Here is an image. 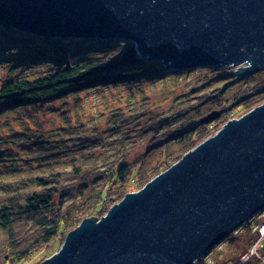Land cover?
<instances>
[{"label": "water", "instance_id": "95a60500", "mask_svg": "<svg viewBox=\"0 0 264 264\" xmlns=\"http://www.w3.org/2000/svg\"><path fill=\"white\" fill-rule=\"evenodd\" d=\"M0 26L128 41L170 70H264V0H0ZM218 113L201 119L209 122ZM264 208V102L233 118L39 264H193Z\"/></svg>", "mask_w": 264, "mask_h": 264}, {"label": "trees", "instance_id": "16d2710c", "mask_svg": "<svg viewBox=\"0 0 264 264\" xmlns=\"http://www.w3.org/2000/svg\"><path fill=\"white\" fill-rule=\"evenodd\" d=\"M0 50H9L10 56L3 61L8 75L0 84V119L66 95L128 84L142 77L169 76L163 75L168 70L165 65L146 61L128 41L66 35L45 38L0 26ZM222 74L205 75L196 85H187L186 98L172 105L177 112L171 109L161 118L168 122L176 114H195L192 109L204 102L205 94L211 97L213 108L221 106L222 116H226L228 106H248L254 101L248 99L253 95L250 92L230 99L210 96L208 91L216 85L223 93L222 88L229 84ZM220 78L224 81L220 82ZM149 110L144 99L140 104L128 101L125 108L107 115L102 128L93 125L94 120L75 125L64 120L62 126L46 133L32 131L27 121L19 122L18 129L8 121L0 125V264H22L68 221L83 215L99 218L108 203L119 199L126 186H132L133 176L147 182L160 164H165L177 150L192 148L212 124H200L188 131L184 128L166 138L168 143L161 147L151 145L148 154L135 159L134 166H126L122 161L130 151L127 135L138 128L133 125L129 131L130 125ZM157 123L149 128H155ZM2 129L7 130L5 136ZM157 150L163 153L160 157L155 155ZM94 207L96 210L90 211ZM243 264H256L255 256Z\"/></svg>", "mask_w": 264, "mask_h": 264}, {"label": "rangeland", "instance_id": "374dc122", "mask_svg": "<svg viewBox=\"0 0 264 264\" xmlns=\"http://www.w3.org/2000/svg\"><path fill=\"white\" fill-rule=\"evenodd\" d=\"M105 40L120 41L117 39ZM3 46L5 45L3 44ZM102 46L104 49L106 48L104 45ZM120 47H122V45ZM8 51L4 52L0 50V84L7 79L8 75L7 67L3 62L5 57H10ZM240 65L218 67L196 66L174 71L168 69V72L166 71V73L163 74L164 76L169 75L165 78H156L154 76L142 77L131 81L128 84H115L109 87L102 86L88 92H82L77 96L66 95L63 98L51 102L41 103L35 108H28L26 110H21L16 114H9L2 117L0 119V125H3L8 121L12 125V128L18 129L19 122L27 121V124L32 131L46 133L62 126L64 120L70 122L71 125L78 123L87 124L94 120L92 124L96 125V127L102 128L107 115L114 111V109L125 108L128 101L140 104V101L144 99L145 103L149 104L150 110L142 119L135 118V122L130 125L129 131H131V126L133 125L138 128H135L136 130L132 135H127L130 136V140L128 141L130 151L128 156L122 161L126 166H134L137 162L135 159L141 157L144 153L148 154L151 150V145L154 144L153 148L161 147L162 143H168L166 138H170L173 134L184 128H186L185 131H188L189 128L196 129L200 124L205 125L206 123L212 122L211 125L206 127L204 137L192 147L194 148L204 139L210 137L219 130L226 121L238 118L254 107L262 104L264 102V88L262 89V87H264V70L241 78L236 74ZM221 72L223 73L222 77L229 79V84L222 88L223 93L219 92L216 85V88L214 87L212 90L208 91L210 96L215 94L219 99H230L235 94H247L250 92L253 93V95L248 99L254 98V101L248 106H228L229 108H227V111H224L227 113L226 116H222L220 112L221 106L216 109L213 108L211 97L206 96L205 94L204 97H206H203L204 102H201L198 107L192 109V112L195 114H176L171 119L169 118L168 122L165 121L163 117L161 118V114H164L171 109H174V112H177L178 109L172 107V105H177L180 101H183V99L186 98V95L188 94L187 85L193 84L194 86V84H197L199 77H204L205 75L219 76ZM227 72L232 74L225 76V73ZM219 81L223 82L224 79L220 78ZM212 113H218V115L209 122L201 123V119ZM29 116H31L30 119ZM156 121L158 123L155 128L150 129V125ZM5 132H7V130L2 129L1 134L5 136ZM192 148L177 150L179 154L177 152L174 153L171 159L165 164H160L156 168V174L152 175L149 180L165 171L185 152ZM158 151L159 150L155 152V155L160 157L163 153L160 154ZM134 177L135 181H132V186H126L125 193L119 199L112 198L114 200L108 203V209L118 203L127 193L136 192L149 181L143 183V181L136 178V176H133V179ZM107 208H104L99 213V218L105 215L108 211ZM95 210V207L90 209V211ZM258 213L259 212L193 264H243L248 258L255 256L252 254V244H254L258 232L254 230L253 227L264 223V216L257 215ZM85 218L89 217L83 215V217L74 220V222L68 221L65 225H62V227L60 226L58 234L54 236L48 244L37 248L22 264H39L44 259L55 254L65 241L68 232L74 230ZM254 235L256 238L253 237ZM261 254L264 258V237L262 239L260 255ZM255 260L256 264H264L263 260L257 255L255 256Z\"/></svg>", "mask_w": 264, "mask_h": 264}, {"label": "built area", "instance_id": "2783aa9c", "mask_svg": "<svg viewBox=\"0 0 264 264\" xmlns=\"http://www.w3.org/2000/svg\"><path fill=\"white\" fill-rule=\"evenodd\" d=\"M257 215H263L264 216V208L261 211H259V213ZM253 229L258 232V235L254 241V244H252V252H253L252 254H254L255 256L257 255L264 262V258L262 256V254L260 255L262 239L264 237V223H262L261 225H257L255 227H253Z\"/></svg>", "mask_w": 264, "mask_h": 264}, {"label": "bare ground", "instance_id": "6f19581e", "mask_svg": "<svg viewBox=\"0 0 264 264\" xmlns=\"http://www.w3.org/2000/svg\"><path fill=\"white\" fill-rule=\"evenodd\" d=\"M2 27V26H1ZM93 39H96V38H93Z\"/></svg>", "mask_w": 264, "mask_h": 264}]
</instances>
